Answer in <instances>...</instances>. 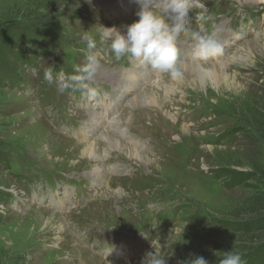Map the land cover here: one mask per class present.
I'll use <instances>...</instances> for the list:
<instances>
[{"label": "rangeland", "instance_id": "1", "mask_svg": "<svg viewBox=\"0 0 264 264\" xmlns=\"http://www.w3.org/2000/svg\"><path fill=\"white\" fill-rule=\"evenodd\" d=\"M116 1L122 2L0 0V41H8L0 46L2 264H140L149 251L162 252L167 264H187L205 251L202 256L218 264L223 252L241 243L224 236L218 223L237 221L243 214L231 212L243 209L240 202L264 193V18L249 14L264 0H202L206 7L195 9L193 30L210 25L207 32L217 41L235 31L233 44L218 57L200 60L190 38L177 42L179 64L221 66L228 82L207 77L195 84L181 66L180 81L155 75L130 56L116 61L97 36L102 58L92 81L100 93L94 100L46 83L49 64L54 73L72 74L64 53L75 65L83 62L85 31L95 35L102 26L138 19H130L133 6L114 13ZM126 2L137 11L135 0ZM201 12L203 22L195 18ZM24 34L30 41L21 39ZM70 45L77 51H66ZM107 71L120 77L110 79ZM123 71L141 77L127 95ZM171 87L173 94L166 91ZM145 94L156 103L135 105ZM105 98L119 106L122 126L105 116ZM127 126L134 136L123 131L117 141L145 158L109 144L121 137L114 131ZM89 143L97 156L82 155ZM232 171L241 177L236 186L228 185ZM37 216L49 217L48 224Z\"/></svg>", "mask_w": 264, "mask_h": 264}, {"label": "clouds", "instance_id": "2", "mask_svg": "<svg viewBox=\"0 0 264 264\" xmlns=\"http://www.w3.org/2000/svg\"><path fill=\"white\" fill-rule=\"evenodd\" d=\"M138 17L126 26L125 31L113 25L100 27L95 35L85 31L81 39L86 43L84 59L81 64L73 66L72 74L63 70L54 73V65L43 69V80L55 83L60 92L66 90L80 91L88 100H94L100 93L93 86V77L102 58L97 47L106 45L116 61L125 56L135 58L141 65L150 66L156 73H167L171 80L180 81L184 73L178 61L177 42L181 36L190 38L193 54L201 60H207L222 51L220 43L212 35H204L193 30L191 22L195 9H204L202 0H135ZM198 21L207 18L201 12L195 17ZM218 264H243L242 255L237 251L223 252ZM140 264H167V256L162 252H146ZM179 264H185L181 261ZM187 264H210L202 256H196Z\"/></svg>", "mask_w": 264, "mask_h": 264}, {"label": "trees", "instance_id": "3", "mask_svg": "<svg viewBox=\"0 0 264 264\" xmlns=\"http://www.w3.org/2000/svg\"><path fill=\"white\" fill-rule=\"evenodd\" d=\"M26 30H29V28H26ZM38 30L42 31L40 28ZM26 37L27 35L23 38L21 37V39L30 41V38L27 39ZM4 40L8 42L7 38L2 37L0 46L8 44ZM24 43L27 42L21 41V45ZM14 45L17 47L16 43ZM261 123L263 124L260 132L264 134V113L261 115ZM235 131L239 133L241 131L243 132V129L236 127ZM243 174L245 175L247 173H242V175ZM238 175L239 173L237 172H230L232 181L228 184L229 186H236L239 184L241 177ZM251 178L256 180L254 175H252ZM244 179H247V177ZM240 203L243 205V209L231 212V215L243 214L242 216H236L234 218L237 221H225L224 223L218 221V224L224 229V231H222L224 236L237 239L241 242L236 248H232L231 250L241 253L243 264H264V193L261 192L250 196L247 200L241 201ZM220 233L221 232H217L214 234L221 235ZM0 264H2L1 259Z\"/></svg>", "mask_w": 264, "mask_h": 264}, {"label": "bare ground", "instance_id": "4", "mask_svg": "<svg viewBox=\"0 0 264 264\" xmlns=\"http://www.w3.org/2000/svg\"><path fill=\"white\" fill-rule=\"evenodd\" d=\"M122 2H120V1H116V2H118V5H119V7L118 8H116V9H114V13H117L121 8H122V6L124 5V6H129V7H131L133 4H131V5H129L127 2H126V0H121ZM250 2H255V3H260L261 2V0H249ZM126 9V8H125ZM134 18H138L136 15L134 16ZM132 22H123V23H120V24H117L116 26L118 27V28H120V30L121 31H125L126 30V26L127 25H129V24H131ZM233 44V42L231 43V45ZM231 47V46H230ZM191 53V52H190ZM211 58V57H210ZM230 58H232V60H234L235 59V55L234 54H232L231 56H230ZM201 60V59H200ZM223 64V63H222ZM218 65H221V64H218ZM226 65V64H225ZM180 66L185 70H190L193 74H194V76H193V78L194 79H192V81H194L195 82V84H198V83H201V82H203V80H205V78H207V77H210V78H213L215 81L217 80V78H222V81H223V83L224 82H228L227 81V76L226 75H224L225 74V72H224V69L223 68H221V66H217V65H210V66H203L200 62H192V63H187V64H184V65H182V64H180ZM223 67V66H222ZM105 68V67H104ZM126 70V69H125ZM102 71H103V69H102ZM111 71V70H110ZM113 72V71H112ZM120 73V72H119ZM106 74H107V77L108 78H110V79H115V78H118V77H120V75L118 74V75H112V73L111 72H109V71H107L106 72ZM115 74V73H114ZM134 79H136V74L134 73V71H125L124 72V78L122 79V84H123V86H125V87H131V84H133V81H134ZM114 81V80H113ZM151 89V88H150ZM129 90L131 91L132 90V88H129ZM152 90V89H151ZM166 91L167 92H169V93H174V89L171 87V88H167L166 89ZM154 92V91H153ZM143 96L144 98H146V99H144V100H141V99H139V98H141V97ZM138 95V96H136L135 98L138 100L139 99V101H135L134 102V104L135 105H137V106H139V105H142L143 103L144 104H146V103H148L150 106L151 105H154L155 103H156V100H155V98L153 97V96H147V94H145V95ZM132 98V97H131ZM164 98V97H163ZM130 102H131V99L129 100ZM162 101V100H161ZM159 102H160V100H159ZM128 104V103H127ZM147 105V104H146ZM136 106V107H137ZM106 110H108V109H106ZM171 115V114H170ZM103 134V133H102ZM100 137V136H99ZM118 138H121V139H123L122 138V136L121 137H118V136H115V137H113V138H111V139H109V144H113V146L114 145H116V146H120V147H122V148H124V149H126V151H128V153L130 152V154L132 155V156H136L137 158H139V157H141V158H145L140 152H138L136 149H133V148H131V147H129V146H127V145H125V144H123V143H120L119 141H117V139ZM103 139V138H102ZM104 139H106V138H104ZM97 142H99V141H97ZM101 142V141H100ZM107 144V143H106ZM124 145V146H123ZM107 147V146H106ZM103 148V147H102ZM110 148V147H109ZM113 148H116L117 149V147H113ZM141 149V148H140ZM139 149V150H140ZM122 150V149H121ZM141 150H143V149H141ZM107 154V153H106ZM82 155L83 156H86V157H95V156H97L96 155V151H95V145H93V143H89V144H85V145H83V150H82ZM130 155V156H131ZM128 156V155H127ZM150 160V159H149ZM147 161V160H146ZM94 169V168H93ZM96 171H98V170H96ZM98 180V179H97ZM37 218L39 219V220H44V222L42 221V223H44V225L46 224H48V219H49V217L48 218H42V217H38L37 216Z\"/></svg>", "mask_w": 264, "mask_h": 264}]
</instances>
